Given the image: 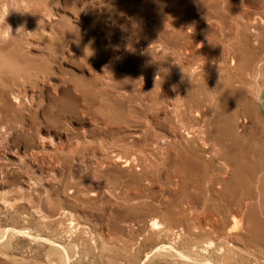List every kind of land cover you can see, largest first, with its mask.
Wrapping results in <instances>:
<instances>
[{
	"label": "rangeland",
	"instance_id": "1",
	"mask_svg": "<svg viewBox=\"0 0 264 264\" xmlns=\"http://www.w3.org/2000/svg\"><path fill=\"white\" fill-rule=\"evenodd\" d=\"M260 98L264 0H0V264H264Z\"/></svg>",
	"mask_w": 264,
	"mask_h": 264
},
{
	"label": "bare ground",
	"instance_id": "2",
	"mask_svg": "<svg viewBox=\"0 0 264 264\" xmlns=\"http://www.w3.org/2000/svg\"><path fill=\"white\" fill-rule=\"evenodd\" d=\"M189 69H190V67H189ZM161 79H162V78H161ZM159 80H160V79H159ZM260 99H263V98H260ZM263 100H264V99H263ZM263 100H262V101H263ZM248 102H249V101H247V103H248ZM245 104H246V103H245ZM253 104H254V102H253ZM249 105H251V104H249ZM255 105H256V103H255ZM246 106H247V104H246ZM253 106H254V105H253ZM247 107H248V106H247ZM253 108H254V107H253ZM255 108H256V107H255ZM257 108H258V107H257ZM257 108L255 109V112H256L257 110H258V112H259V109H257ZM252 111H253V110H252ZM250 112H251V111H250ZM255 112H254V113H255ZM254 113H253V114H254ZM256 114H258V113H256ZM261 114H262V113H261ZM261 116H262V115H261ZM235 218H236V217H235ZM236 220H237V219H236ZM65 262H66V261H65Z\"/></svg>",
	"mask_w": 264,
	"mask_h": 264
},
{
	"label": "clouds",
	"instance_id": "3",
	"mask_svg": "<svg viewBox=\"0 0 264 264\" xmlns=\"http://www.w3.org/2000/svg\"><path fill=\"white\" fill-rule=\"evenodd\" d=\"M7 15H5L4 17H3V23H5V17H6Z\"/></svg>",
	"mask_w": 264,
	"mask_h": 264
}]
</instances>
